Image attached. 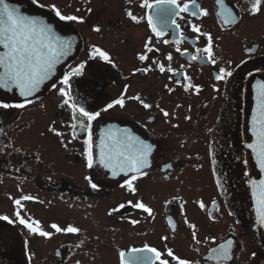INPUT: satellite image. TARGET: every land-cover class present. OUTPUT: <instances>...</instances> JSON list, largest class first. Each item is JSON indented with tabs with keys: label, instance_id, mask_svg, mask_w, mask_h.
<instances>
[{
	"label": "flooded vegetation",
	"instance_id": "1",
	"mask_svg": "<svg viewBox=\"0 0 264 264\" xmlns=\"http://www.w3.org/2000/svg\"><path fill=\"white\" fill-rule=\"evenodd\" d=\"M6 2L51 25L72 48L38 92L27 98L34 103L0 109V217L18 221L19 210L26 220L39 221L43 231L52 233L51 238L34 233L29 245H22L13 225L0 219V264H121V252L131 264H159L154 253L132 251L146 248L157 249L169 264H177L174 257L191 264H220L210 251L227 240L233 241L232 259L223 264H264V230L256 220L250 183L258 173L246 146L253 138L250 116L258 103L256 84L264 82V11L251 14L252 0H224L234 17L226 24L217 0H195V6L192 0H178L181 7L189 4V11L178 15L158 13L157 7L175 9L157 5V0ZM51 5L64 15L83 17L84 23L59 20ZM149 15L162 36L152 31ZM193 25L200 32H194ZM95 26L101 31H94ZM209 35L215 64L203 51ZM93 46L107 52L112 63L91 58ZM141 54L148 59L139 60ZM81 63L85 67L69 81L72 99L65 105L58 89L65 87V74ZM140 68L149 70L136 71ZM221 68L233 75L217 80ZM188 83L199 92L195 87L185 91ZM133 96L152 107L129 99ZM121 97L123 108L103 111ZM25 99L18 89L0 88V103ZM73 103L101 113L91 122V169L86 167L88 136ZM110 123L129 127L154 146L151 165L143 170L147 175L133 181L136 193L121 187L133 173L112 177L98 161L101 130ZM129 201L143 202L152 214ZM49 205L60 209L49 213ZM33 209L41 213L37 216ZM52 224L72 225L81 232L57 233ZM168 249L174 257L167 256Z\"/></svg>",
	"mask_w": 264,
	"mask_h": 264
},
{
	"label": "snow or ice",
	"instance_id": "2",
	"mask_svg": "<svg viewBox=\"0 0 264 264\" xmlns=\"http://www.w3.org/2000/svg\"><path fill=\"white\" fill-rule=\"evenodd\" d=\"M33 2L38 3L39 0H33ZM217 3L222 6L224 22L226 24H231L234 19L232 10L230 8L224 7V0H217ZM160 4L174 6L175 11L172 9H160L157 7V12H162L165 15H178L179 12L189 11V4L185 3L181 7V5L178 3V0H157V5ZM192 4L195 6V0H192ZM39 6L45 7L43 4H40ZM144 6L147 8L154 7L148 3H145ZM50 7L61 21H78L79 23H84L83 17L64 15L55 5H51ZM88 11L91 12L92 10L88 9ZM262 11H264L262 0H252L250 8L251 14L256 15ZM127 14L133 21L139 22L138 17L133 15L131 12H128ZM207 14V12H204V15ZM192 15H196L195 10H193ZM147 22L152 26V31L156 33L158 37L163 35V32L158 30L156 24L153 22V17L151 15L147 17ZM171 23L174 24L176 28L180 27V25L175 24V20H172ZM192 27L194 32H200L199 27L195 25ZM94 31L100 32L101 29L99 26H95ZM150 43L151 40L148 41V44ZM164 43H167V41H164ZM0 47L4 49V51L0 52V88L6 89L9 92H11L13 89H18L20 96L26 98L23 103H0V109H23L27 107V105L34 103L33 100L27 98L35 95L40 89V86L53 75L56 64L60 62L62 57L66 56L71 51L72 42L56 35L51 25L44 23L39 18L24 15L17 8L7 3L6 0H0ZM152 50L153 49L151 47H148L149 52ZM176 51L180 52L181 50L180 48H177ZM197 51L199 52L200 50L197 49ZM203 51L206 53V59L215 64L216 60L213 56L210 35L208 36V47L204 48ZM248 51L251 53L253 50L249 49ZM96 56H99V58L110 64L112 63V60L107 52L93 46L91 58H95ZM199 58L200 57L198 56L192 57L193 60ZM147 59V55L141 54L139 56V60L141 61H145ZM167 59L171 61L172 55L168 54ZM84 67L85 64L81 63L78 67L65 74L62 81V84L65 87L58 89L59 94L62 97H66L63 102L65 105L68 104L72 99L70 91L71 84L69 81L72 77L81 75ZM159 69L161 72L165 71L164 65L160 64ZM148 70L149 69L147 68H140L136 71L145 73ZM219 73L220 74L216 77L217 80L224 79L225 77H231L233 75L232 71H228L224 68L219 69ZM185 79H187V77H185ZM184 87L185 91L195 87L196 91L199 92V88L192 85L191 83L186 84ZM256 92L258 101V115L253 116V132L256 137V142L248 143L246 146L255 154L261 171H264V82H257ZM129 99L139 101L146 109L152 107L151 104L145 103L140 96L129 97ZM117 105L120 108L125 106L123 97L115 100L113 103H109L107 107L103 109V111H108ZM71 106L74 110V113H79V117L82 118L80 119V127L87 133L88 136V139L85 141V144L87 145L86 167L91 169L95 162L91 122L96 120L101 113L87 111L84 107L78 106L75 103H73ZM163 114L165 117L169 115V113L166 111L163 112ZM73 118L76 119L77 117L74 115ZM85 120L87 123H85ZM72 127L75 129L77 125L73 124ZM51 130L54 131V129ZM57 135L62 134L57 133ZM152 152L153 146L151 144L144 142L143 140L139 139V137L133 136L127 130H124L123 134L120 135L117 132L109 129L101 137L99 163L105 168H109L114 177L121 172H123L125 175H128V173H133L131 178L128 179L125 184L121 185V187H126L130 192L136 193L137 189L133 186V181H135L138 176L147 175V172H144L143 169H146L150 166L149 157L151 156ZM245 163H247V161H245ZM168 167H170V165ZM86 179L89 181L93 189H97L98 186L96 183L91 182V177H86ZM250 183L253 189L252 194L256 198L257 203V219L259 224L264 226V179L259 181L251 180ZM32 199L33 197L31 196L23 197V200ZM15 204L19 208L21 206V201L17 199L15 200ZM129 204H132V202L129 201ZM132 206L142 209L149 215L152 214V209L141 201H137L136 203L132 204ZM124 207V204L119 206L121 209ZM200 207L203 208L204 204L201 203ZM115 211H117V209L112 210V212ZM112 212H109V215H111ZM15 215L18 218L19 224L24 225L29 229L30 232L38 233L41 237L51 238L52 233L43 231L40 228L39 221L30 222L29 220H26L23 216H21L19 210L16 211ZM0 219L7 220L9 223H13V221L7 216H2ZM131 223L136 224L138 221L132 220ZM51 228L55 229L57 233L64 232L79 234L81 232L80 228L74 227L72 225L61 228L56 224H52ZM163 239L167 240V237H164ZM193 239H195V232H193ZM83 243L84 241H81L80 245H77V247L83 245ZM196 243H199V240H196ZM232 247V240H227L225 243L220 244L218 248L212 249L214 258L220 262V264L231 260ZM145 250L154 253L155 258L159 260V264H169V260L162 259L161 257L163 254L155 248L132 249L133 252ZM167 256L170 258L174 257L172 249L167 250ZM174 258L176 259L177 264H191V262L188 260L180 259L179 257ZM120 259L121 264H131V262L126 259V254L124 252L120 253ZM77 264H79V261Z\"/></svg>",
	"mask_w": 264,
	"mask_h": 264
},
{
	"label": "water",
	"instance_id": "3",
	"mask_svg": "<svg viewBox=\"0 0 264 264\" xmlns=\"http://www.w3.org/2000/svg\"><path fill=\"white\" fill-rule=\"evenodd\" d=\"M11 5V4H10ZM14 6V5H13ZM25 15V14H24ZM28 16V15H27ZM32 17V16H31ZM2 52V51H1ZM41 87V86H40ZM19 91V90H18ZM254 115H258V112H257V105H253V108H252V115L250 117V126H251V133L253 135V140H252V143H255L256 142V137L254 135V132H253V116ZM109 129L117 132L118 134L122 135L123 134V131L124 130H127L128 132H130L133 136H136V137H139V139L143 140L144 142L148 143V144H151L153 146V144L147 140H145L142 136L134 133L130 128H125V127H122L120 125H117V124H109L107 125L106 127L103 128V130L101 131V137L104 135V133H106ZM101 137L99 139V148H100V141H101ZM251 150V149H250ZM100 153V152H99ZM251 153L253 155V160L255 162V165H256V169L260 172V176L257 177V178H254L253 180H256V181H259L261 179H264V171H261L260 167H259V164H258V161L256 159V156L255 154L252 152L251 150ZM98 160H99V157H98ZM149 161L151 162V156L149 157ZM102 165V164H101ZM103 166V165H102ZM108 169L110 172L111 170L109 168H106ZM120 174H124L123 172L119 173L118 175ZM111 175H112V172H111ZM117 175V176H118ZM113 176V175H112ZM252 188V186H251ZM252 193H253V189H252ZM253 196V194H252ZM253 202H254V208H255V214H256V209H257V203H256V198L253 196ZM256 218H257V214H256ZM257 222H258V219H257ZM259 224V222H258ZM260 225V224H259ZM262 227V229L264 230V226L260 225ZM214 249V248H213ZM210 253H213L212 250L210 251Z\"/></svg>",
	"mask_w": 264,
	"mask_h": 264
},
{
	"label": "rangeland",
	"instance_id": "4",
	"mask_svg": "<svg viewBox=\"0 0 264 264\" xmlns=\"http://www.w3.org/2000/svg\"><path fill=\"white\" fill-rule=\"evenodd\" d=\"M48 207H50V210L48 212L52 213V214L57 213L60 209L59 205H49ZM197 211L199 212L198 209H197ZM197 211L195 209L196 213H197ZM33 212L35 214H37V216L41 213V212H37L35 209H33ZM11 224L13 225L14 230L17 232V235H18L19 239L21 240V244L22 245H29L28 237L32 238L34 233L30 232L29 229L26 228L24 225L19 224L18 221H13V223H11Z\"/></svg>",
	"mask_w": 264,
	"mask_h": 264
}]
</instances>
